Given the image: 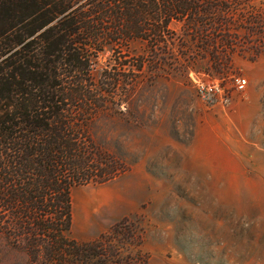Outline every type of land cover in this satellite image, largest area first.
<instances>
[{"label":"rangeland","instance_id":"obj_1","mask_svg":"<svg viewBox=\"0 0 264 264\" xmlns=\"http://www.w3.org/2000/svg\"><path fill=\"white\" fill-rule=\"evenodd\" d=\"M193 1L199 13L174 19L157 41L134 37L97 56L96 81L112 74L119 95L90 132L129 170L72 188L66 236L111 233L88 212L122 186L139 207L90 258L67 264H264V0ZM195 74L222 80L229 100H203ZM234 75L248 78L245 94ZM124 201L105 206L121 214ZM0 264L34 263L0 233Z\"/></svg>","mask_w":264,"mask_h":264},{"label":"trees","instance_id":"obj_2","mask_svg":"<svg viewBox=\"0 0 264 264\" xmlns=\"http://www.w3.org/2000/svg\"><path fill=\"white\" fill-rule=\"evenodd\" d=\"M196 3L0 0V233L32 263L90 258L129 223L125 217L94 241L66 236L72 188L129 170L91 135L92 119L119 95L118 80L105 73L97 82L94 65L107 46L157 41L174 19L197 15Z\"/></svg>","mask_w":264,"mask_h":264},{"label":"built area","instance_id":"obj_3","mask_svg":"<svg viewBox=\"0 0 264 264\" xmlns=\"http://www.w3.org/2000/svg\"><path fill=\"white\" fill-rule=\"evenodd\" d=\"M191 77L195 83L199 96L203 100L213 104L220 100H229V96H227L225 91L226 87L221 82L222 80L211 79L206 74L202 77L197 74H195V76L192 75ZM231 83L236 92L241 94L247 92L249 86V80L247 77L243 75H234L231 77Z\"/></svg>","mask_w":264,"mask_h":264},{"label":"crops","instance_id":"obj_4","mask_svg":"<svg viewBox=\"0 0 264 264\" xmlns=\"http://www.w3.org/2000/svg\"><path fill=\"white\" fill-rule=\"evenodd\" d=\"M108 189V188H103ZM80 191L76 192L79 193ZM129 192V186H122L120 187L116 192L111 194V201H106L108 204H112L113 202H119V199H124V208L121 214H117L116 212H111L107 206H105L106 203L101 204H95L92 206L88 212V219L89 223L92 222V220H99V221H105L108 223V226L102 230V232H106L109 227H111L113 224L120 222L122 219L128 216H132L136 209L139 207V203L136 200L127 201L126 197ZM75 226V224H74Z\"/></svg>","mask_w":264,"mask_h":264}]
</instances>
